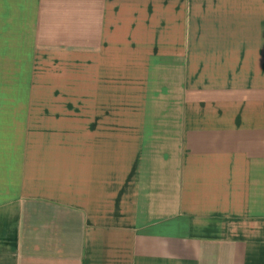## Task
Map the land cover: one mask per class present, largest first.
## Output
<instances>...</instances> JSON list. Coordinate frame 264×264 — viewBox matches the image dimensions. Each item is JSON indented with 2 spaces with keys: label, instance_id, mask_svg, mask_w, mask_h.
<instances>
[{
  "label": "crops",
  "instance_id": "0c3cea01",
  "mask_svg": "<svg viewBox=\"0 0 264 264\" xmlns=\"http://www.w3.org/2000/svg\"><path fill=\"white\" fill-rule=\"evenodd\" d=\"M0 264H264V0H0Z\"/></svg>",
  "mask_w": 264,
  "mask_h": 264
}]
</instances>
